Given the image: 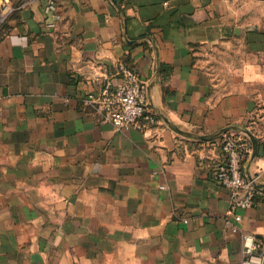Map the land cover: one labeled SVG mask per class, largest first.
<instances>
[{
	"label": "crops",
	"instance_id": "crops-1",
	"mask_svg": "<svg viewBox=\"0 0 264 264\" xmlns=\"http://www.w3.org/2000/svg\"><path fill=\"white\" fill-rule=\"evenodd\" d=\"M0 0V264H234L264 252V198L225 224L226 136L264 192V0ZM119 63L148 131L84 103ZM238 217V218H237Z\"/></svg>",
	"mask_w": 264,
	"mask_h": 264
},
{
	"label": "built area",
	"instance_id": "built-area-1",
	"mask_svg": "<svg viewBox=\"0 0 264 264\" xmlns=\"http://www.w3.org/2000/svg\"><path fill=\"white\" fill-rule=\"evenodd\" d=\"M43 12L49 19L46 27L55 30L62 21L56 2L47 0ZM111 75L118 78L117 83L106 80L97 93L85 98L84 103L118 132L150 130L157 120L146 110L147 93L144 83L124 63H119ZM250 148V142L243 137H224L220 146L221 161L215 165L211 174L215 183L230 191V207L224 217L229 228H234L229 217L234 215L235 209H248L257 199L264 198L257 178L247 177L242 173V159ZM241 239L242 259L234 264H264V252L258 249L256 238L252 234L242 233Z\"/></svg>",
	"mask_w": 264,
	"mask_h": 264
}]
</instances>
